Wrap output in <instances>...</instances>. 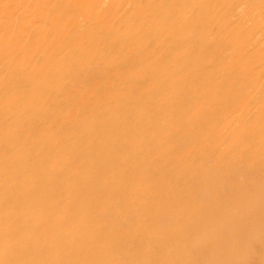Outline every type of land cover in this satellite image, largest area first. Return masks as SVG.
Listing matches in <instances>:
<instances>
[{"label": "rangeland", "instance_id": "374dc122", "mask_svg": "<svg viewBox=\"0 0 264 264\" xmlns=\"http://www.w3.org/2000/svg\"><path fill=\"white\" fill-rule=\"evenodd\" d=\"M0 1V7H3L0 8V21L7 16L10 17L6 22L8 25L0 24V159H2L0 160V204L6 203L7 205L2 210L0 208V213H2L0 219H4V224L0 225V235H2L0 264H7L5 262L8 258L16 256L17 260L19 259L17 264H98L93 260L85 261V253L89 250L96 258L100 259L102 264H119L120 261H125L127 258L135 261L138 258L133 253L139 252L137 239L143 240V236L147 243L153 241L160 244L161 247L148 255V258H154L158 262L157 264H171L173 263L172 259H181L183 264H264V168L260 173L251 174L245 170L236 172L229 178L225 175L221 177L222 180L229 179L230 183L232 180L238 184L246 182V185L250 187L249 190L247 188L241 192L227 190L225 187L221 188L219 183L218 185L209 184L203 187L189 188V190L182 187L172 188L169 190L170 192L168 191L169 193H166L165 187H169L170 183L178 182L180 185L179 182L182 179L189 178L191 175H197L201 180L209 179L204 178V170L206 167L215 165L216 159H195L191 154L183 156L178 151L174 154L175 143H180L182 138L181 136L177 137L178 139L168 137L171 133L168 128L171 124L170 115L166 110L163 111L157 106L162 101L169 100L167 93L165 96L158 95L161 94L160 91H157L158 83L163 82L160 84V89H164L170 85L176 74V70L169 63L170 61H167L169 48L173 44H177L185 52L190 48L191 52L198 53L200 48H197L196 40L188 39V36L193 33L194 36L200 35L203 38L202 27L208 23L207 19L214 14H222L228 21H231L223 32L227 38L232 39V42L225 49L226 46L224 47L219 43V40L217 41L219 51L224 50L219 57L226 55V58L233 55L234 47L238 46L239 41H246L247 37H250L252 40L255 39L254 46L249 54L245 52L247 44L242 46L243 56L251 55V60L254 63H259L254 67L256 72L260 66H264L262 58L264 55V0H210L208 4L206 2L209 0H205L204 11L206 13L210 9L215 11L208 13L209 16L206 19L199 13L196 15L189 13L190 16L192 15L193 24L182 25L178 30L175 29L180 24L181 12L186 9L182 7L184 0H178V5L174 7L171 4L167 5V0H124L123 6H131L132 12L115 10V3H112L114 0ZM213 3H216L217 6L213 7ZM13 4L15 5L12 7ZM24 6L25 8H23ZM238 8L241 12L236 18H233ZM10 10L12 11L10 12ZM171 13H173L172 17ZM214 21L215 19L211 22ZM220 23L225 24L226 22L221 20ZM260 23H262L261 26L257 27ZM245 24H248V27ZM248 30L249 35H247ZM215 31V33L219 32L218 26ZM186 39L188 40L186 41ZM228 48L230 49L228 50ZM199 58L192 57L196 61ZM259 59L261 62H258ZM178 64L181 63L178 62ZM262 75L264 77V72ZM122 87L123 89H121ZM121 92L124 93L121 94ZM124 102L134 104L135 107L137 104L142 108L136 107L138 115L135 114V119H138L140 124L134 120L135 126L138 124L134 130L128 126L122 129L121 132H125L126 129L125 133H129L128 139H126L129 141L126 142L124 139L122 142L120 140V143L122 145L123 142L129 144L131 153L136 156L153 153L152 157L148 156L150 158L148 164H143V166L154 168L157 172L164 169L165 171L163 170L162 173L169 172L171 178L164 180L162 173H156L154 177L146 175L144 182L148 187H135L130 190L125 202L120 198L111 197L101 205L98 204L99 208L94 216L96 219L103 218V220L95 228L84 227L82 231H79L77 221H69L61 227L57 226L56 222H49L46 225L47 230L40 227L37 230L35 223L31 222L28 224L29 226H24L26 214H22L23 212L18 208L12 209L14 202L25 205L30 203L29 207L31 208L25 212L31 214L33 209L32 214L35 217H39L44 205V209H47L53 218H65L73 214L66 208V205H70L72 200V197L68 199L69 192L78 189V185L82 188L84 182L89 181L95 173V168L90 163V155H93L90 151L97 155L108 151L106 149L101 151V146L93 136L100 135L99 141L108 137H113V140L119 139V135H114L112 132L102 133L104 130L100 124L104 120L103 118L97 119L96 114L108 113V106L115 104V106H123ZM177 108L181 111L185 107L179 104ZM252 111L253 107L250 109V112ZM142 118L144 123H141ZM86 126L89 127L86 128ZM46 128L47 130H44ZM67 131L71 133L69 134ZM135 134L136 136H134ZM86 135L89 137H84ZM152 137L156 142L154 139L151 140ZM224 137H217L216 134L212 138L215 139V145H220L222 153L229 150V147L234 148L241 145V141L233 134ZM167 138L169 142H167ZM203 139L204 137L201 138V140ZM135 141L137 142L133 143ZM163 142L170 145L166 146ZM182 142L183 147L189 144L187 138ZM61 149L62 152H60ZM83 153L86 155L84 156ZM117 153L119 154V152H116V156ZM21 157H24L23 161ZM263 159L264 154L259 155L248 151L241 160H243L245 168H248L251 165L262 164ZM29 160L33 163H29ZM170 160L171 163L168 162ZM64 163L75 166L74 171H69L68 177L74 176L70 177L68 185L71 187L69 188L60 179V172L64 171ZM229 164L238 166L241 161L236 155H229L221 161L220 166ZM39 169L42 170L39 172ZM46 170H50L52 175L55 174L57 180L41 178L40 173L46 172ZM51 170L53 172L55 170V172L53 173ZM181 171H184V175H181ZM56 172L58 173L56 174ZM160 174L162 177L158 178ZM76 175L79 180L82 179L78 185L75 180ZM262 175L263 177H261ZM121 183L123 182L119 181L115 185L122 187ZM152 184H156V186ZM37 185H40L42 189L36 188ZM151 185L152 187H150ZM9 186H13V190L16 191L11 194H19L18 197L8 196ZM17 186L20 189H17ZM22 194L27 196L28 204ZM59 194H63V198H55ZM239 194L243 196V199L237 202L232 196ZM207 196L209 200H207ZM94 197L92 196L90 200ZM185 198L194 200L198 207L206 209L207 212L223 202L229 206L217 214L212 215V213L203 218L201 226L193 231L181 227L177 218L164 217L167 209H172L175 213L184 212V209H187V217L192 219L191 222L197 220L193 207L186 208L184 205L183 199ZM171 199L183 202L170 205L168 202ZM148 200L149 202H147ZM163 204H167L168 208L161 207L165 206ZM149 205H151L150 208ZM157 208V215L151 220L148 214ZM36 210L38 211L36 212ZM79 210H81L80 207L77 208V211ZM13 216L19 223H17L16 229L12 230L7 228V222ZM38 219L47 220L48 213L45 211L44 215ZM101 224L104 227L96 231V228ZM109 225L114 229L109 234L107 233L108 239L97 241L90 246L85 241H80L83 236H91L92 229L94 234H100ZM62 229L65 231L62 232ZM72 229L75 231H71ZM174 231L175 234L178 233L177 236H186V239L193 236L214 244V250L199 253L200 247L197 246L198 240L195 242V239L192 240V243L189 242L187 247H183L185 241L172 238ZM59 232L62 234L60 235ZM22 243L26 245L23 244V246ZM34 243L37 245L30 247ZM32 248H35L36 252L39 251L40 259L31 260L32 257L29 253ZM122 255H124L123 258L117 260L116 256ZM142 258L144 257H139V259ZM180 264L182 263L180 262Z\"/></svg>", "mask_w": 264, "mask_h": 264}, {"label": "bare ground", "instance_id": "6f19581e", "mask_svg": "<svg viewBox=\"0 0 264 264\" xmlns=\"http://www.w3.org/2000/svg\"><path fill=\"white\" fill-rule=\"evenodd\" d=\"M26 1H28V0H26ZM26 1L24 0L23 2H26ZM204 1L205 0H196V1L195 0H184V3L182 5V7L186 8V9L182 8L183 10L181 12L180 24L175 30L180 29V27L182 25H187V24L191 25V24H193L192 23L193 19L191 17L192 15L190 16L191 13H193L195 15L197 13H199L204 19H206L209 16L208 13H213L215 11L214 9H210V10H208V13H206L204 11V6H205L204 5ZM209 2H210V0L207 1L206 3L208 4ZM12 3L13 2L11 1V4ZM112 3L113 4L115 3L114 4L115 5V10H117V11L127 12L129 10V12H132V10H133V8L131 6H129V5L128 6H123L124 0H114V2H112ZM177 3H178V0H172V1L167 0V5L171 4L172 7L177 6L178 5ZM14 5L15 4H13L12 7ZM212 6L215 7V6H217V4L213 3ZM0 8H3V7H0ZM23 8H25V6ZM11 11L12 10H10V12ZM239 12H241L240 8H238V11L233 15V18H236L238 16ZM2 14H3V12H2ZM172 14L173 13H171V17H172ZM4 16H6V15H4ZM244 16H243V18H244ZM9 18H10L9 16L5 17L2 21H0V24L1 25L5 24L9 20ZM214 19H215V21L211 22ZM221 20H224L226 23L225 24L220 23ZM169 22H170V20H169ZM207 22L208 23L205 24L204 27H202V29H203V35H202L203 38H201L200 35L199 36H194L193 33L188 36V39L192 38L193 41L196 40L195 44L197 45V48L198 47L200 48L198 53H196V51L191 52L190 48L185 52L184 49L181 46L178 47L177 44H173L169 48L168 55H167L168 56L167 57V59H168L167 61H170L169 63L173 66V69L176 70V74L172 78L170 85L169 86L167 85L166 88L160 89V86H161L160 84H162L163 82L158 83L159 86H158V90L157 91L158 92L160 91V93H161V94H158V95L165 96L166 93H167L168 96H169L168 97L169 100L167 101V100L163 99L164 101H162V102L159 101L161 103L159 105L157 104V106H159L160 109H163V111L166 110L169 113V115H170L171 124H170V126L168 128L170 129L169 131L171 133L169 134L168 137L170 139L172 137V139H173V137L177 138V137L181 136V138H182V139H180V143H175L174 142L175 146H176V150L175 149L173 150L174 154H175V152L177 153V151H178V152H181L183 154V156H189V154H191V156L194 157L195 159H201V158H203V159L205 158V159H208V160L209 159H212V160L216 159V163H215V165L206 167V169L204 170V174H205L204 178H209V179L201 180V179L198 178L197 175H191L189 178L186 177L188 180L186 178L182 179L179 182V183H181L180 185H178V182H173L172 184L170 183L169 187H165V192L166 193L172 188L173 189H177L178 187H182L184 189L187 188V190H189V188L203 187V186H207L209 184H217L218 185L219 183H220L219 186L221 188L225 187L227 190L231 189V190L240 191V192L241 191H245L246 188L247 189L250 188L249 186L246 185L247 184L246 182L244 184H238L235 180H232L231 183H230L228 181L229 179H223L222 180L221 177H223L225 175V176H227V178H229V176L230 177L233 176L234 173L236 174V172L239 173V172H243L245 170L247 171V173L251 172V174H254V173H257V172L260 173V171L263 170V168H264V159L262 161V164H260V165H256V164L255 165H251L248 168H245V164L242 162L243 160H241L243 158V156L248 151L249 152L252 151V153L259 154V155L264 154V77L262 75V73L264 72V66H260V68L257 70V72L254 71V67L256 65H259V63H254L251 60V55L243 56L244 51L242 50V46L247 44V47L245 48V52H246V54H249V52L251 51L252 46H254L255 39L252 40L250 37H247L248 40H246V41L240 40L239 43L237 44L238 46L234 45L235 49H234L233 55L229 56L227 54L229 57L225 58L226 55L224 54L225 56L220 58L219 56L222 55V52L224 50L222 52L219 51V45H218L217 41L219 40L220 44H222L224 47L226 46L225 49H227V46H230V44L232 42V39L227 38L224 35L223 31L227 29V27L229 26L231 21L230 20L228 21L226 19V17L224 15H222V14L221 15L214 14V15L210 16L209 19H207ZM262 23H260L257 27H260ZM165 24H167V23H165ZM6 25H8V23H6ZM6 25H4V26H6ZM217 26H218L219 32L215 33L216 32L215 29H216ZM245 26L248 27V24H245ZM249 33L250 32L248 30L247 35H249ZM60 37H62V36H60ZM188 39H186V41ZM59 41H60V39H59ZM179 43L182 44V42H179ZM229 49L230 48H228V50ZM230 51H232V50H230ZM128 56H129V54H128ZM195 56H197L198 58L200 57L201 59L199 58L197 61L195 59H192V57H195ZM262 58L264 60V55H263ZM178 62H180L182 65L181 64L179 65ZM258 62H261V60L259 59ZM142 84H144V83H142ZM121 89H123V87ZM137 89L139 90V88H137ZM123 91H125V90H123ZM123 93L121 92V94H123ZM118 95L120 97L119 93H118ZM102 97H103V95H102ZM94 102H96V101H94ZM179 104H181V105H183L185 107L184 110L180 111L177 108V106ZM115 105L108 106V110H109L108 113L100 112L101 114L97 113L96 115L98 116L97 119L103 118V120H104L103 122H101L102 124H100V126L102 127V129L104 131L103 132L100 131V132H102V133H105L106 131H108V133L112 132L114 135H119V139L118 140L116 139L117 140L116 141V140H113V137H111V138L108 137L109 139L106 138L105 140L102 139L101 141H99V136L100 135L97 134V135L93 136L94 140L97 139L96 142L99 143V145L101 146V151H102V149H106L108 151L106 153L103 152L102 155L100 154L101 156L97 155V154H94V153H92L90 151V153L93 154V155H90L91 156V160H90L91 162L90 163H91V166H94L95 173H94V176H92V178L89 181H85L84 182L85 184H84V186H82V188L78 185L79 182L82 179L79 180L78 175L75 176L76 177L75 180H76V183L78 185V189H75V190H72L71 192H69L68 199L70 197H72V200L70 202V205H68V204L66 205V208H68L73 214H70V215H68L65 218H63V217L53 218V217H51V214H49L48 210L44 209L45 208V205H44L43 206V211L38 216L40 217L41 215H44V213L46 211L48 213V219L47 220L46 219L40 220V219H38L39 217L33 216V214H32L33 213V209H32V213L31 214H28V213L25 212L27 209L31 208V207H29L30 203H29V205H25V204H22V203L20 204L18 202H14V204H13V202H12V204H13L12 205V209L13 208H18V209H20L23 212L22 214H24V215L26 214L25 215L26 219H25V225L24 226H26V227L29 226L28 224L30 222L31 223H35V226H37V228L34 227V229L36 228L37 230H39L40 228L46 229V225H48L49 222H56V225L61 227V225H64V224H66L69 221H77V228H79V231H82L84 229V227L95 228L96 225L101 223L102 220H103V218L96 219V216H94V214H96L97 211H98L97 210L99 208L98 204L101 205L102 202H105L106 200L110 199L111 197L120 198L121 200H124V202H125L126 199H128L127 196H128V193H129L130 190H133L135 187H143V186L148 187V185L145 184L146 182H144V178L146 177V175L154 177L155 176L154 174L162 173V171L164 169L163 170L161 169L159 172H157L154 168H151V167L145 168L143 166V164H146V165L148 164L147 162H148V160H150V158L148 156L150 155V153L148 155H146V153H145L144 156H139V155L136 156V155H134V153H131V151H130V149L128 147L129 144H126V143L123 142V145H122V143H120V140H121V142L124 141V139L126 141V139H128L127 137L129 136V133H125L126 129H125V132H121L122 129H124V128H126L128 126V127H130V129L133 128V130H134L136 128V126L138 125L137 124L135 126V124H134V120L136 122H138L137 121L138 119H135L136 115H138V114H136L137 113L136 109L137 108L141 109L142 107H140L139 105L136 104V107H137L136 108L134 106V104H127V103L123 104V106L122 105L121 106L120 105L115 106ZM251 107H253V111L252 112H250ZM169 109H171L172 111H170ZM97 110H98V108H97ZM105 111L107 112V110H105ZM83 114H84V111H83ZM143 115H145V114H143ZM163 115H165V114H163ZM169 115H168V117H169ZM158 117H160V116H158ZM47 118H48V116H47ZM58 118H59V116H58ZM143 118H142V120H143ZM66 120H65V123L67 122ZM85 121H86V119H85ZM80 123H83V122H80ZM141 123H144V120ZM145 123H147V122H145ZM84 124L85 123H83V125ZM69 126H71V125H69ZM75 126H74V128H75ZM89 126H86V128L89 127ZM101 127H100V130H101ZM62 129H61V131H62ZM83 129H85V128H83ZM97 129H96V132H97ZM44 130H47V128L44 129ZM71 131H72V129H71ZM74 131H77V130H74ZM156 131H157V128H156ZM81 132H82V130H81ZM81 132L79 131V133H81ZM130 132H132V131H130ZM191 134H193V135H191ZM216 134H217V137L218 136H222V137L225 136L224 138H226L230 134H233L235 136V138L237 137L241 141V145L238 146V147H234V148L229 147L228 148L229 150H226L225 152L222 153V150L220 151V148H221L220 145L219 144L215 145V143H214L215 139H212ZM134 136H136V134ZM152 136H155V135H152ZM160 136L162 137V135H160ZM75 137H74V140H75ZM84 137H89V135H86ZM202 137H204L203 140H201ZM186 138H187V141H188L189 144L187 146L183 147V142L182 141L185 140ZM153 139L154 138L152 137L151 140H153ZM94 140H92V141L94 142ZM157 140L159 141V139H157ZM127 141H129V140H127ZM147 141H148V138H147ZM154 141H155V139H154ZM58 142H59V140H58ZM58 142H56V143H58ZM87 142H90V141H87ZM136 142L137 141H135L133 143H136ZM144 142H145V140H144ZM167 142H169L168 138H167ZM160 143H162V142H160ZM160 143H157V144H160ZM164 143L165 142H163V144ZM69 145L71 146V143ZM169 145L166 144V146H169ZM138 146H139V144H138ZM58 147H59V145H58ZM94 147H96V146H94ZM131 147H132V145H131ZM37 148H39V147H37ZM64 148H66V147H64ZM68 148H69V146H68ZM167 149H168V147H167ZM39 150H41V149H39ZM132 150H134V148H132ZM137 151H135V152H137ZM60 152H62V149H61ZM116 152H119V154L117 153L119 155V156L117 155L118 157L116 156ZM166 154H167V152H166ZM83 155L85 156L86 154L83 153ZM229 155H234V156L236 155L238 157L239 161H241V164H239L238 166H233L232 164H229V165H224V166L221 167L220 166L221 161L226 159V157H228ZM20 156H22L21 153H20ZM24 156H25V154H24ZM30 156H31V154H30ZM87 156H88V154H87ZM19 157H18V159H19ZM61 157H62V155H61ZM23 158L24 157H21V160ZM138 158H139V160H138ZM0 160H2V159H0ZM42 160H40V161H42ZM151 161L153 162V160H151ZM31 162L33 163V161H30L29 163H31ZM168 162L171 163L172 161L170 160ZM37 164H38V162H37ZM48 165H50V164H48ZM204 165H205V163H204ZM151 166L153 167V165H151ZM10 167H11V165H10ZM40 167H41V165H40ZM74 167H75L74 165H69L67 163H64V168H63L64 171L60 172V179L65 182V185L70 184L69 180L74 177V176L73 177H71V176L68 177L69 171H74L73 170ZM23 168H21V169H23ZM41 170L39 169V172ZM51 171L53 172V170H51ZM54 172H55V170H54ZM147 172H148V174H147ZM35 173H37V172H35ZM57 173L58 172H56V174ZM78 173H79V171H78ZM37 174H35V175L37 176ZM162 174L164 176L163 177L164 180H165V178H167V179L171 178V175H170L169 172L162 173ZM54 175L50 174V170L49 171L46 170V172H41L40 173L41 178L42 177L49 178L51 181H52V179H53V181L57 180V179H55L56 176H54ZM181 175H184V171L183 172L181 171ZM160 177H162L161 174L158 176V178H160ZM261 177H263V175ZM261 177H259V179H262ZM119 181L123 182V183H121V184H123L122 187L121 186L118 187L117 185H115ZM40 182H42V181H40ZM46 183L48 184V182H46ZM152 185L156 186V184H152ZM152 185L150 187H152ZM18 186H17V189H20V187H18ZM9 187L10 188L8 190V196H10V197H18L19 194H15V193L11 194V192H16V191L13 190V188H12L13 186H9ZM39 187H40V185H37L36 188H39ZM69 187H71V185H68V188ZM21 189H23V188H21ZM39 189H42V188L40 187ZM154 191H156V190H154ZM54 195H55V193H54ZM62 195L63 194H59L55 198H58V197H62L63 198L64 195L63 196ZM91 195L95 196V197L90 200V198L92 197ZM163 195L165 196V194H163ZM147 196H149V195H147ZM22 197H25V202H26V199H27L26 197L27 196L25 194H22ZM151 198H152V196L150 197V201H151ZM232 198H234V200H236L238 202V201L243 199V196H241V194H239V195L232 196ZM4 199L6 200V198H4ZM144 199H146V198H144ZM207 200H209L208 196H207ZM15 201H17V200H15ZM45 201H46V198H45ZM52 201H50V202H52ZM183 201L185 203L184 205L186 206V208H188L189 206L193 207L192 209H194V213L197 216V220H194V222H191L192 219L187 217L188 216V210L187 209H184V212L175 213L174 210H172V209L168 210L167 209L168 208L167 204L166 205L163 204L165 206H161V205L160 206L167 209L166 213L164 214V217H171V218L173 217L175 219L177 218L178 221H179L178 223H179V225L181 227H183L185 229H188V230H193V231H194V229H196V228L201 226L200 223H202L203 218H206V217L210 216L212 213H213L212 215L217 214L221 210H223V209H225L226 207L229 206V204H227L226 202L222 201L223 204H220V205L210 209L207 212L206 209L198 207L196 202L194 200H192V199H186L185 198V199H183ZM183 201L179 200L177 202L176 199H174V200L171 199L168 203L170 205L171 204L177 205L178 203L183 202ZM19 202H20V200H19ZM147 202H149V200ZM26 204H28V203L26 202ZM6 206H7L6 203L0 204L1 210L4 209ZM78 207H80L81 210L77 211ZM147 207H148V205H147ZM150 207H151V205H149V208ZM37 211L38 210H36V212ZM157 212H158V208L153 210L150 214H148L149 215L148 217H150V219L152 220L157 215ZM0 214H2V213H0ZM22 217H23V215H22ZM33 218H35V220H33ZM254 218H255V216H254ZM11 219L9 218V220H10L9 222L6 221L7 222V228L13 230L14 228L16 229V225H17V223H19V221H17V218L14 217V216ZM3 220H4L3 218L0 219V225L1 226L4 224ZM56 220H58L59 222H57ZM23 227H21V228H23ZM103 227H104V225H102V224L99 225L96 228V231L101 230ZM113 229H114L113 226L109 225L104 230H102V232L100 234H98V233L94 234V231L92 229V235L91 236H83L80 241H82V240L85 241L89 246L93 245L97 241H103L105 239H108L109 236L107 235V233L109 234ZM5 231H8V230H5ZM64 231L65 230H63L62 232H64ZM71 231H75V230L72 229ZM11 234H13V233H11ZM61 234L62 233H60V235ZM8 235H10V234H8ZM82 235H83V233H82ZM177 235H178V233L175 234V231H174L172 238L175 239V240L177 239V240L185 241V243L183 244V247H187L188 243L189 242L192 243V240L195 239V242L198 240L197 241V246L200 247L199 253H207L208 251L214 250V244H210V243H208L206 241L204 242L200 238H194L193 236H191V237L188 236L190 238L186 239V236H177ZM114 237H117V236H114ZM0 239H2V235H0ZM144 239H145V236H143V240L142 239H137V246H138V249H139L138 251L139 252H135L133 254L138 258V260L131 261L129 258H127L125 261H120L119 264H157L158 262L152 257L148 258V255L150 253H153L154 251H156L157 248L161 247L160 244L159 243H154L153 241H150L149 243H147L146 241H144ZM9 242L11 243V240ZM23 244L26 245L28 243L27 242H26V244L22 243V245ZM35 245H37V244L34 243V245H30V247L35 246ZM74 247H77V246H74ZM84 248H85V246H84ZM21 249L23 251L22 247H21ZM25 249H27V248H25ZM184 251H185V249H184ZM15 253H17V252H15ZM29 254L32 257L31 260H35V259L38 260V259L41 258L40 254H39V251L36 252L35 248H32V251ZM123 256L124 255L116 256L117 260H121L123 258ZM139 257H144V258L139 259ZM85 258H86L85 261H89V260L92 261L93 260L94 262L97 261L98 264H102L100 262V259L96 258L91 250L86 251ZM18 260H17V256L16 257H10V258L7 259V261L5 260L6 261L5 263H7V264H17ZM81 262H82V260H81ZM172 262L173 263H171V264H175V263L176 264H180V262L183 264L181 259L180 260L172 259ZM108 264H110V263H108Z\"/></svg>", "mask_w": 264, "mask_h": 264}]
</instances>
